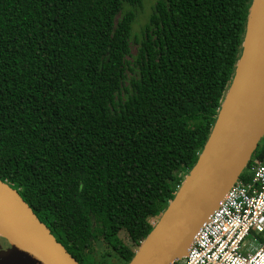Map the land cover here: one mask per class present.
<instances>
[{
	"label": "trees",
	"instance_id": "obj_1",
	"mask_svg": "<svg viewBox=\"0 0 264 264\" xmlns=\"http://www.w3.org/2000/svg\"><path fill=\"white\" fill-rule=\"evenodd\" d=\"M256 2L158 0L133 55L144 0H0V179L79 264L99 244L130 264L154 233L213 136ZM254 160L264 138L241 179ZM0 253L20 264L9 241Z\"/></svg>",
	"mask_w": 264,
	"mask_h": 264
},
{
	"label": "water",
	"instance_id": "obj_2",
	"mask_svg": "<svg viewBox=\"0 0 264 264\" xmlns=\"http://www.w3.org/2000/svg\"><path fill=\"white\" fill-rule=\"evenodd\" d=\"M264 137V0H257L246 48L213 136L176 200L130 264L182 259L200 228L239 179ZM0 218L25 245L20 264H79L31 207L0 179ZM27 248V249H26Z\"/></svg>",
	"mask_w": 264,
	"mask_h": 264
},
{
	"label": "built area",
	"instance_id": "obj_3",
	"mask_svg": "<svg viewBox=\"0 0 264 264\" xmlns=\"http://www.w3.org/2000/svg\"><path fill=\"white\" fill-rule=\"evenodd\" d=\"M172 264H264V162H252Z\"/></svg>",
	"mask_w": 264,
	"mask_h": 264
},
{
	"label": "rangeland",
	"instance_id": "obj_4",
	"mask_svg": "<svg viewBox=\"0 0 264 264\" xmlns=\"http://www.w3.org/2000/svg\"><path fill=\"white\" fill-rule=\"evenodd\" d=\"M157 1L158 0H144L143 9L138 13L137 20L133 25V33H132L131 49H132L133 55H135L138 51V46L135 43V40L141 39L143 30L145 26L147 25V23L149 22V18L153 13V9ZM186 180L187 179L183 181V184L185 183ZM152 223L156 227L158 224V221L154 220ZM0 241H2V246L6 248L9 240L1 233H0ZM124 241L127 245L132 246L131 243L127 239H125ZM139 248L136 249L137 252ZM0 256L2 258L1 259L2 264H9L4 258V255H1L0 253ZM88 264H125V262L115 252H113L111 249L106 247L104 244H99L97 253L90 258Z\"/></svg>",
	"mask_w": 264,
	"mask_h": 264
},
{
	"label": "bare ground",
	"instance_id": "obj_5",
	"mask_svg": "<svg viewBox=\"0 0 264 264\" xmlns=\"http://www.w3.org/2000/svg\"><path fill=\"white\" fill-rule=\"evenodd\" d=\"M0 233L4 235L9 241L14 243L17 247L25 248V245L21 242V240L16 236L13 230L1 218H0Z\"/></svg>",
	"mask_w": 264,
	"mask_h": 264
}]
</instances>
